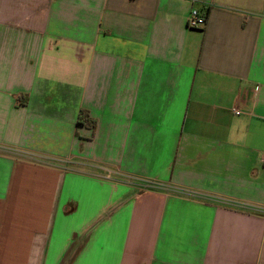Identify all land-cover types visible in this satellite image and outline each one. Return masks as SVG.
<instances>
[{
    "label": "crops",
    "instance_id": "obj_1",
    "mask_svg": "<svg viewBox=\"0 0 264 264\" xmlns=\"http://www.w3.org/2000/svg\"><path fill=\"white\" fill-rule=\"evenodd\" d=\"M0 264H264V0H0Z\"/></svg>",
    "mask_w": 264,
    "mask_h": 264
},
{
    "label": "built area",
    "instance_id": "obj_2",
    "mask_svg": "<svg viewBox=\"0 0 264 264\" xmlns=\"http://www.w3.org/2000/svg\"><path fill=\"white\" fill-rule=\"evenodd\" d=\"M205 25V16L198 9H193L188 18V27L192 29H202L205 27ZM235 113L239 114L238 111H235Z\"/></svg>",
    "mask_w": 264,
    "mask_h": 264
},
{
    "label": "trees",
    "instance_id": "obj_3",
    "mask_svg": "<svg viewBox=\"0 0 264 264\" xmlns=\"http://www.w3.org/2000/svg\"><path fill=\"white\" fill-rule=\"evenodd\" d=\"M78 125H86L94 129L96 126V121L90 116L87 111H81L78 118Z\"/></svg>",
    "mask_w": 264,
    "mask_h": 264
},
{
    "label": "rangeland",
    "instance_id": "obj_4",
    "mask_svg": "<svg viewBox=\"0 0 264 264\" xmlns=\"http://www.w3.org/2000/svg\"><path fill=\"white\" fill-rule=\"evenodd\" d=\"M131 180V181H130ZM130 180H123V181H125V182H127L128 181V183L130 184V185H132V186H136L137 184H139L140 182L139 181H135V180H132V179H130ZM141 184V183H140ZM144 186H142V188H144V189H156L157 188V185L155 184V183H151V182H149V183H142Z\"/></svg>",
    "mask_w": 264,
    "mask_h": 264
}]
</instances>
